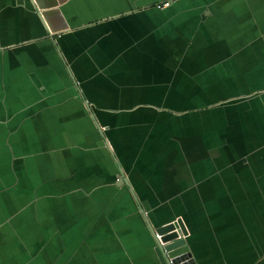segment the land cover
I'll list each match as a JSON object with an SVG mask.
<instances>
[{
  "label": "crops",
  "instance_id": "crops-1",
  "mask_svg": "<svg viewBox=\"0 0 264 264\" xmlns=\"http://www.w3.org/2000/svg\"><path fill=\"white\" fill-rule=\"evenodd\" d=\"M144 216L264 264V0H0V264H159Z\"/></svg>",
  "mask_w": 264,
  "mask_h": 264
},
{
  "label": "water",
  "instance_id": "water-1",
  "mask_svg": "<svg viewBox=\"0 0 264 264\" xmlns=\"http://www.w3.org/2000/svg\"><path fill=\"white\" fill-rule=\"evenodd\" d=\"M119 172L121 173L120 170ZM119 182L127 184V180L122 174ZM133 199H135L134 196ZM144 219L153 237L152 250L159 264H193L194 261L185 240L187 231L180 217L172 218L156 227H152L145 216Z\"/></svg>",
  "mask_w": 264,
  "mask_h": 264
},
{
  "label": "built area",
  "instance_id": "built-area-1",
  "mask_svg": "<svg viewBox=\"0 0 264 264\" xmlns=\"http://www.w3.org/2000/svg\"><path fill=\"white\" fill-rule=\"evenodd\" d=\"M168 5H169L168 1H163L160 4H156L155 6L160 8V7H165V6H168ZM156 237H157V235H156Z\"/></svg>",
  "mask_w": 264,
  "mask_h": 264
}]
</instances>
